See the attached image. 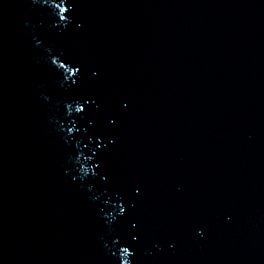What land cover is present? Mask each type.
<instances>
[{
	"label": "water",
	"instance_id": "1",
	"mask_svg": "<svg viewBox=\"0 0 264 264\" xmlns=\"http://www.w3.org/2000/svg\"><path fill=\"white\" fill-rule=\"evenodd\" d=\"M0 264H264V0H0Z\"/></svg>",
	"mask_w": 264,
	"mask_h": 264
},
{
	"label": "snow or ice",
	"instance_id": "2",
	"mask_svg": "<svg viewBox=\"0 0 264 264\" xmlns=\"http://www.w3.org/2000/svg\"><path fill=\"white\" fill-rule=\"evenodd\" d=\"M65 2H68V0H61V3H65ZM56 7H60V5L58 4V5H56ZM61 11L67 12V11H69V9L62 8ZM61 19H64V17H61ZM61 67H63V65H61ZM77 71H79V70L77 69ZM73 83H75V81H73ZM78 111H83V108L82 107L79 108ZM69 131H71V129H69ZM121 211H123V208H121Z\"/></svg>",
	"mask_w": 264,
	"mask_h": 264
}]
</instances>
